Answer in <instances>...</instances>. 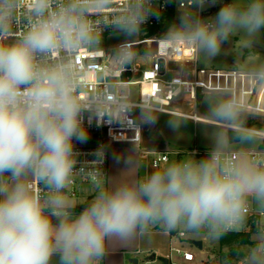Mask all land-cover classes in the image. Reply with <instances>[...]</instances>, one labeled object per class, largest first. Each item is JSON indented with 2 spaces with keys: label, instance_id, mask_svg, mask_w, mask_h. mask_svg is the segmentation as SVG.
<instances>
[{
  "label": "clouds",
  "instance_id": "clouds-1",
  "mask_svg": "<svg viewBox=\"0 0 264 264\" xmlns=\"http://www.w3.org/2000/svg\"><path fill=\"white\" fill-rule=\"evenodd\" d=\"M216 2L191 0L164 43L186 46L196 60L216 57L233 36L246 49L258 42L264 0H232L201 18L199 10ZM111 6L112 0H0V264H103L115 245L130 247L154 229L218 244L245 230L253 215L245 264H264V156L249 148L225 158L233 142H264L246 123L255 107L239 94L206 99L208 117L223 127L205 157H179L147 173L128 159L129 171L96 181L94 198L74 211L75 179L99 175L102 159L97 151L92 171L77 159L74 142H85L87 129L76 59L100 44L105 28L131 37L159 18L154 0H126L106 17ZM133 56L122 46L118 62ZM245 72L255 91H264V60L254 58ZM143 121L155 118L145 113ZM219 264L231 261L225 256Z\"/></svg>",
  "mask_w": 264,
  "mask_h": 264
},
{
  "label": "built area",
  "instance_id": "built-area-1",
  "mask_svg": "<svg viewBox=\"0 0 264 264\" xmlns=\"http://www.w3.org/2000/svg\"><path fill=\"white\" fill-rule=\"evenodd\" d=\"M154 4L157 6L159 18H149L138 33L137 41L106 46L104 40L119 33L105 28L100 44L92 50H85L76 59L77 71L80 74L78 95L83 104V123L87 129L86 141L74 142L75 150L78 152L77 159L87 171H92L96 167L93 162L96 161L94 154L97 151H102V159L98 164L99 175H83L75 179L72 199L78 197L80 193H85L87 198L90 197L96 181L108 180L110 153L115 145L137 146L141 162L146 164V168L153 169L168 164L172 157L179 155L200 157L210 152L199 147L160 152L141 149L142 116L145 113L178 115L193 121L222 126L217 121H211L198 114L199 94L233 93L239 94L240 97L243 95L250 109L259 101L262 91H255L249 84L245 71L201 67L198 58L191 59V51L186 46L182 44L169 46L164 43L163 37L169 28L165 32H161V28L171 17L173 23H178L182 10L191 6V0H154ZM224 4L226 0H217L214 5L208 4L199 10V15L204 19L214 17ZM125 6L126 0H112V6L104 15L106 17L115 15ZM148 29L157 30L154 35L149 36ZM122 46L134 52L130 63L118 62V53ZM152 46L156 47L154 52ZM148 57L153 61L150 68L141 69L135 64L136 58ZM171 73L173 76L170 77ZM185 96L194 104V113L174 109L177 103H186ZM255 114L264 116V113L256 108ZM249 124L250 119L247 125ZM251 129L256 135L264 137V132ZM254 152L257 156H264V149H257ZM237 154L231 151L225 158H235ZM87 187H90V190ZM250 218L256 217L253 215ZM245 230L249 228L246 227ZM177 236L186 238L183 232ZM170 251L184 263H194L196 260L195 254L183 247H171ZM172 258L171 254L170 262L173 261Z\"/></svg>",
  "mask_w": 264,
  "mask_h": 264
},
{
  "label": "rangeland",
  "instance_id": "rangeland-1",
  "mask_svg": "<svg viewBox=\"0 0 264 264\" xmlns=\"http://www.w3.org/2000/svg\"><path fill=\"white\" fill-rule=\"evenodd\" d=\"M229 3L232 2V0L228 1ZM139 34H136L135 36H125L121 33L115 34L113 36H110L109 38L104 40V43L106 46H114L117 44L121 43H129V42H135L138 40ZM155 46H152L153 52L155 51ZM252 52L254 53V56H249L248 53ZM264 60V29L261 30V35L259 37L258 42L254 43L251 48H244L240 44V38L238 36H233L230 37L229 41L221 45V50L219 54L211 59H208L203 56V54H200L198 57V64L201 67H206V68H212V69H237V70H245L248 66V64L253 60ZM152 58L148 57L147 59L143 58H136L135 64L138 65L141 69H146L150 68L152 66ZM169 76H173V74H169ZM213 94H207L204 95L202 98H199L197 106L198 109L203 112L205 109H208L207 104L205 103L206 99ZM216 95H223V94H216ZM184 101L186 104L182 107H174L176 111H187L190 113H194V104L190 102L188 96H185ZM261 111L264 113V107H260ZM161 116V115H160ZM140 119V116H139ZM250 124L249 125L251 128L264 132V116L263 115H258L255 114L254 116H250ZM146 124V123H145ZM153 124V123H152ZM147 125V124H146ZM221 127L212 125V124H196V126L192 127L191 132L186 131L183 129V131H171L168 132V136L175 140L177 144H180L181 142L185 143H191L194 144V142H203V143H208L214 146V136L217 130H219ZM227 130V129H226ZM228 131V130H227ZM150 132H144L145 138L147 139L148 136H150ZM143 135V134H142ZM260 137V136H258ZM149 138V137H148ZM143 144V141L141 142ZM238 144L232 147H239V145H244L240 144L238 142H233V144ZM263 142L258 143L255 145L260 146ZM141 144V145H142ZM173 147V144L170 145ZM247 146V145H244ZM249 148H254V145H252ZM261 149V147H259ZM164 166V165H163ZM162 166V167H163ZM153 168L149 167V171H151ZM90 187H87L89 189ZM85 189V191L87 190ZM90 190V189H89ZM93 190V189H91ZM94 193L92 194L93 196L89 197L85 203H89L95 195V190L93 191ZM84 199H86V194L85 193H80V195L76 198H73V201L77 202H82ZM84 203V204H85ZM249 231V230H248ZM181 233V232H179ZM179 233H172L175 235H178ZM252 235V234H251ZM146 242L156 246L158 249L156 251V256L157 257H163L169 256L172 254L173 262H178L177 256L175 253L170 251L171 246L174 248H180L177 246L178 239H173L172 244L169 242L168 236L162 234L161 232H153L150 237L144 238ZM188 239H196L199 240L198 238H193L188 236ZM252 243V240L250 238V241L248 244L244 245L241 247V250L243 251V257L237 261L231 262V264H245V255L244 253L247 250V247ZM184 249L192 251L194 254H199L196 256V260L192 264H209L211 262L219 264V260L222 258L221 255L225 252L228 251L227 248L221 247L220 244H209L206 241H204V248L203 251L200 254V251L197 249H192L188 244H185ZM154 253H148L145 252L140 259L139 264H146L147 258L150 257ZM158 260L151 262L150 264H158ZM172 263V264H174Z\"/></svg>",
  "mask_w": 264,
  "mask_h": 264
},
{
  "label": "crops",
  "instance_id": "crops-1",
  "mask_svg": "<svg viewBox=\"0 0 264 264\" xmlns=\"http://www.w3.org/2000/svg\"><path fill=\"white\" fill-rule=\"evenodd\" d=\"M245 71V70H242ZM234 83L236 85V80H234ZM209 94H220V93H209ZM207 95V94H206ZM204 94H199V98H202ZM244 101H246L245 96L242 95L241 97ZM186 103H177L175 107H182ZM253 106L261 111L260 107H264V91H262L258 103H254ZM197 112L199 115L202 117L209 119L211 121H215L213 119H210L208 117V109H205L203 112H201L198 109L197 106ZM187 112V111H186ZM262 112V111H261ZM190 113V112H188ZM150 114V113H148ZM155 118V122L153 124H145L142 118L143 122V135L141 142L143 141V144L140 143V148L141 149H146L148 151L152 152H160V151H167V150H184V149H189L192 147H199V148H204L208 150H212L214 148L213 145L208 144V143H203V142H194V144L191 143H185L181 142L180 144H177L175 140L170 138L168 136V132L171 131H183L185 129L186 131L192 130V127L196 126V124H211V123H205V122H197L193 121L192 119L181 117L178 115H167V114H151ZM161 115V116H160ZM143 117V116H142ZM170 122H172L170 124ZM215 125V124H212ZM219 126V125H216ZM223 127V126H219ZM227 132V130L225 129ZM144 132H150V136L145 138L146 135H144ZM258 136V135H257ZM142 144V145H141ZM173 144V147L170 145ZM238 144H232V146H235ZM249 145L244 146V145H239V147H231V151L239 153L242 150L249 149ZM260 146L254 145V148H251L252 151H255L259 148ZM262 149V148H261ZM131 159L134 160L138 168L136 169V172L139 173H147L149 172V168H146V164L141 162L140 160V153H139V148L135 145H126V144H118L112 147L111 153H110V162H109V177L108 180H115L120 177L121 174L129 171L125 161ZM95 190V189H94ZM94 192H92L93 194ZM93 196V195H91ZM90 196V197H91ZM89 198V197H88ZM84 199L82 202H77L72 200L73 206H81L83 205L86 200ZM76 207V208H77ZM76 213H79L80 211L74 210ZM160 232L159 230H153V232ZM152 232V233H153ZM169 238V243L172 244L173 239H178V245L179 247H184L185 244H187V235L186 238H178L177 235L173 234V236L166 235ZM199 240H202L201 238H198ZM172 247V246H171ZM203 248H204V240H203ZM157 247L146 242L144 238L138 239L133 245L130 247H122L119 245H115L108 253V255L105 257L103 264H134L133 262L135 260L138 261V264L140 263V259L142 258L141 256L145 253H156ZM195 249V248H193ZM202 251H200L201 254ZM156 255V254H155ZM199 254H195V256H198ZM167 257V256H163ZM168 258V257H167ZM169 259V258H168ZM157 260V259H156ZM156 260H149V257L147 258L146 264H150L151 262H154ZM178 260V259H177ZM158 264H162L160 261H158ZM174 263L173 261L170 262V264ZM54 264H56V261L54 260ZM174 264H192V263H184L180 260L178 262H175Z\"/></svg>",
  "mask_w": 264,
  "mask_h": 264
},
{
  "label": "trees",
  "instance_id": "trees-1",
  "mask_svg": "<svg viewBox=\"0 0 264 264\" xmlns=\"http://www.w3.org/2000/svg\"><path fill=\"white\" fill-rule=\"evenodd\" d=\"M228 1L229 0H226V3H229ZM172 24L173 22H172V17H171V19L169 18L168 22L164 25V27L161 28V32L163 31L165 32L167 28H169ZM156 30L157 29H148L147 34L149 36H152L155 34ZM260 147L264 149V142L260 145ZM201 149L210 151L204 148H201ZM205 156H200V157H195V158L200 159ZM179 157H184V156L179 155L177 157H172L171 160H175ZM85 206H87V203L75 208V210L82 211ZM255 219L256 218H250L248 220L247 227L249 228V231L243 230L239 232H229L219 241V244L222 248L225 247L228 249V251L223 253L221 257L227 256L231 262L237 261L243 257V251L241 250V247L249 243L251 234L255 231V224H254ZM209 264H217V263L211 262Z\"/></svg>",
  "mask_w": 264,
  "mask_h": 264
},
{
  "label": "water",
  "instance_id": "water-1",
  "mask_svg": "<svg viewBox=\"0 0 264 264\" xmlns=\"http://www.w3.org/2000/svg\"><path fill=\"white\" fill-rule=\"evenodd\" d=\"M246 123H248V119L246 120ZM186 242L187 244L190 245L191 248H195L199 251H203V240L188 239L186 240ZM156 259L160 261L162 264H170V260L167 257H157L155 254H152L149 257V260L151 261L156 260ZM133 263L138 264V261L135 260Z\"/></svg>",
  "mask_w": 264,
  "mask_h": 264
}]
</instances>
